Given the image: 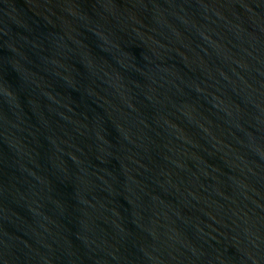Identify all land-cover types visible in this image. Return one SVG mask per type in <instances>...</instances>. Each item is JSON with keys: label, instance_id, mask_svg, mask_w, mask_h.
I'll list each match as a JSON object with an SVG mask.
<instances>
[{"label": "water", "instance_id": "95a60500", "mask_svg": "<svg viewBox=\"0 0 264 264\" xmlns=\"http://www.w3.org/2000/svg\"><path fill=\"white\" fill-rule=\"evenodd\" d=\"M0 264H264V0H0Z\"/></svg>", "mask_w": 264, "mask_h": 264}]
</instances>
